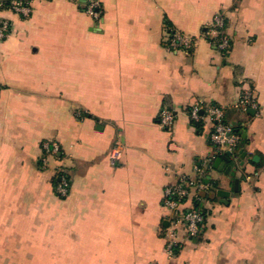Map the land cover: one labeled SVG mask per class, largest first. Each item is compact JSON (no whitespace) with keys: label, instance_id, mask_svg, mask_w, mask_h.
<instances>
[{"label":"crops","instance_id":"obj_1","mask_svg":"<svg viewBox=\"0 0 264 264\" xmlns=\"http://www.w3.org/2000/svg\"><path fill=\"white\" fill-rule=\"evenodd\" d=\"M84 1L27 0L26 17L0 0V264H264V0H98L99 18ZM219 15L227 52L209 40ZM175 32L195 45L170 48ZM245 90L254 113L237 107ZM196 104L238 130L233 164L215 168V119L193 123ZM202 176L205 223L171 256L164 192Z\"/></svg>","mask_w":264,"mask_h":264},{"label":"built area","instance_id":"obj_2","mask_svg":"<svg viewBox=\"0 0 264 264\" xmlns=\"http://www.w3.org/2000/svg\"><path fill=\"white\" fill-rule=\"evenodd\" d=\"M9 2L10 9L17 14L28 17L31 13L29 4L24 0H2ZM85 12L92 17L99 18L101 15L98 0H85ZM8 21L0 22V39L8 37L10 33ZM209 40L220 51L227 52L230 48V41L226 34V24L224 17L219 15L214 19V23L209 29ZM196 43V39L189 35L175 32L172 34L169 46L174 50H190ZM237 107L243 111L256 109L257 103L251 90H245L237 103ZM211 115L215 119L214 129L211 133V142L215 147V157L223 156L228 152H233L240 142V136L234 131L233 126L225 122L223 112L215 107L204 108L201 104H196L187 110V115L193 123H198L204 119L203 113ZM175 115L168 110H163L159 117V125L162 128H171L175 123ZM43 149L47 156L56 155L60 147L56 143H45ZM123 157V150L120 143L116 144L110 154L113 162H118ZM197 173L203 175V169L197 168ZM55 179L58 180L54 188L60 197H66L69 193L70 179L65 175L63 169L56 172ZM213 189L210 182H206L202 177L188 178L181 177L179 182L168 187L164 192L163 205L169 212V228L165 234L166 251L169 255H174L180 247L179 234L183 230L189 240L196 239L205 223V215L202 210L194 206V202L201 200L200 194ZM194 193L195 200L190 205L189 201Z\"/></svg>","mask_w":264,"mask_h":264},{"label":"water","instance_id":"obj_3","mask_svg":"<svg viewBox=\"0 0 264 264\" xmlns=\"http://www.w3.org/2000/svg\"><path fill=\"white\" fill-rule=\"evenodd\" d=\"M249 111L252 112V113L255 112V111L252 110V109H249ZM232 155H233L232 152H228L226 155L221 156L220 158H218V159L216 160V163H215V168H217V169H221V168L224 166V161H227V162H230L231 164H233V163L229 160V157H231ZM241 165L243 166V163H241ZM229 170H231V167H230ZM231 175H232V176H235V173L232 172ZM238 186H239V180H236V181H235V190H237ZM230 194H231V193H228V192L223 191V190L218 191V195H219V197L223 198L224 200L228 199V198L230 197Z\"/></svg>","mask_w":264,"mask_h":264},{"label":"trees","instance_id":"obj_4","mask_svg":"<svg viewBox=\"0 0 264 264\" xmlns=\"http://www.w3.org/2000/svg\"><path fill=\"white\" fill-rule=\"evenodd\" d=\"M24 1H26L27 2V0H24ZM5 5H8L9 6V2H5ZM226 123H227V121H225ZM234 128V131L237 133V134H239V132H238V130L235 128V127H233ZM206 178V177H205ZM57 182H58V180L57 179H55L54 180V186H55V184H57ZM211 185H213L212 183H211ZM213 188H214V185H213ZM194 206L195 207H197V209H199L200 210V204L198 203V202H194ZM204 213V212H203ZM205 215V214H204Z\"/></svg>","mask_w":264,"mask_h":264}]
</instances>
